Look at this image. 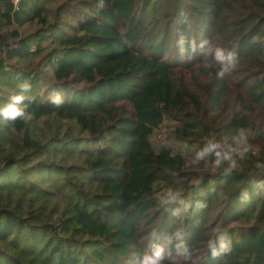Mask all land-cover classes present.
I'll return each mask as SVG.
<instances>
[{"label": "trees", "instance_id": "obj_1", "mask_svg": "<svg viewBox=\"0 0 264 264\" xmlns=\"http://www.w3.org/2000/svg\"><path fill=\"white\" fill-rule=\"evenodd\" d=\"M22 83L0 264H264V0H0V107Z\"/></svg>", "mask_w": 264, "mask_h": 264}, {"label": "clouds", "instance_id": "obj_2", "mask_svg": "<svg viewBox=\"0 0 264 264\" xmlns=\"http://www.w3.org/2000/svg\"><path fill=\"white\" fill-rule=\"evenodd\" d=\"M208 41H203V43H207ZM215 60L217 62L223 63L225 60L231 61L232 65L235 63V56L233 53L228 52L227 55H225V50L223 48H216L215 49ZM229 71L228 66H223L220 68L219 72L217 73L218 76L223 77L227 72ZM21 91L19 93L13 94L10 98L7 104H5L3 107H0V116H3L6 120L15 121L18 118H25V108L26 106H22V102L26 99L25 93H27L30 90V85L27 83L20 84ZM216 145L212 144L211 148H215ZM210 149H205V151H209ZM219 156L220 154L217 153ZM203 153H199L198 157H202ZM227 159V157H224ZM217 165L221 163L220 160H217L215 162ZM172 199H175V196L171 197ZM199 206H201L199 204ZM220 240V251H227L229 250V246L226 243V237L224 234H221L219 236ZM210 247H212V254L213 256L219 255L220 252L215 248L214 244H211ZM164 261V249L163 247H157L152 255L145 254L144 259L142 260V264H163Z\"/></svg>", "mask_w": 264, "mask_h": 264}, {"label": "built area", "instance_id": "obj_3", "mask_svg": "<svg viewBox=\"0 0 264 264\" xmlns=\"http://www.w3.org/2000/svg\"><path fill=\"white\" fill-rule=\"evenodd\" d=\"M14 1H15V3H18L19 0H14Z\"/></svg>", "mask_w": 264, "mask_h": 264}]
</instances>
